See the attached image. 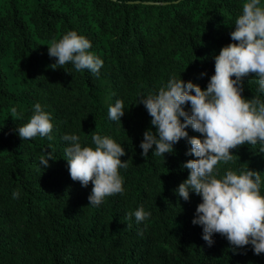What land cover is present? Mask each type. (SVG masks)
<instances>
[{"label": "trees", "instance_id": "trees-1", "mask_svg": "<svg viewBox=\"0 0 264 264\" xmlns=\"http://www.w3.org/2000/svg\"><path fill=\"white\" fill-rule=\"evenodd\" d=\"M245 0H0V264H264L251 245L233 250L214 234L209 246L192 223L201 198L184 201L175 192L187 178L184 139L174 153L141 155L151 117L138 99L157 92L171 75L206 88L214 55L230 43ZM264 4V0H261ZM87 37L103 60L99 76L71 63L53 70L48 47L66 32ZM71 72V73H70ZM206 73V75H201ZM234 78V77H233ZM255 76L242 95H256ZM264 99V94H260ZM123 101L121 123L108 117ZM50 113L51 139L22 141L16 129L27 123L34 104ZM15 106L22 118L13 120ZM189 135H199L191 128ZM93 133L125 148L127 169H119L125 192L91 206L92 184L82 187L68 171L65 134L95 147ZM248 145L233 149L234 162L221 164L260 171L264 153ZM49 159L43 169L39 158ZM18 190L19 198L13 199ZM143 206L151 216L136 222Z\"/></svg>", "mask_w": 264, "mask_h": 264}, {"label": "clouds", "instance_id": "clouds-1", "mask_svg": "<svg viewBox=\"0 0 264 264\" xmlns=\"http://www.w3.org/2000/svg\"><path fill=\"white\" fill-rule=\"evenodd\" d=\"M230 32L231 42L222 46L214 55V73L206 88L181 75L173 74L157 92L138 99L151 117L150 127L143 133L141 155L146 158L155 145L153 156L174 153V145L184 139L190 147L188 159L182 165L189 170L175 192L184 201L195 193L201 200L196 206L192 223L202 227V238L209 246L213 235L225 237L233 250L251 245L255 255L264 253V194L261 193L260 171L251 168L233 170L220 165L234 162L233 149L248 145L264 153V4L261 0H245ZM48 47L49 57L55 62L53 70L71 63L76 71L87 70L99 76L103 60L91 51V41L70 30ZM65 71H67L65 69ZM68 72V71H67ZM71 73V72H70ZM206 75V73L201 74ZM255 76L256 95H242L244 80ZM234 77V78H233ZM125 114L123 101L117 99L109 106L108 117L121 123ZM13 120L22 118L17 108H10ZM199 135H189L188 129ZM53 124L50 113L39 103L27 123L18 125L16 132L22 141L37 136L51 139ZM67 142L64 159L73 181L82 187L92 184L88 196L91 206H99L105 197L123 194V177L119 169H127L125 148L109 136L93 133L95 147L82 146L76 134H65ZM49 159L56 160L51 151L44 150L39 163L49 166ZM13 199L19 191H13ZM136 222L147 220L151 213L141 205L133 214Z\"/></svg>", "mask_w": 264, "mask_h": 264}]
</instances>
